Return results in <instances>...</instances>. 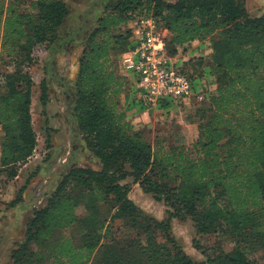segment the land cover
I'll return each mask as SVG.
<instances>
[{"label": "trees", "instance_id": "obj_1", "mask_svg": "<svg viewBox=\"0 0 264 264\" xmlns=\"http://www.w3.org/2000/svg\"><path fill=\"white\" fill-rule=\"evenodd\" d=\"M68 14L65 0H0L1 166L25 163L35 152V84L27 67L36 47L57 41ZM141 14L167 30L170 56L187 42L210 44V54L192 66L209 69L212 91L182 67L199 78L203 95L188 115L195 125L190 145L136 129L127 118L122 97L134 92L127 93L117 58L133 45L129 24ZM41 87L45 102L46 81ZM75 92V121L101 167L69 170L35 210L12 264H258L250 251L264 247V15L252 16L242 0H110L87 37ZM165 106L159 109L171 108ZM129 177L169 207L170 219L190 218L201 234H233L236 247L197 244L205 259L195 260L173 240L170 222L149 217L129 197ZM123 218L126 229L115 226ZM74 225L78 238L55 239ZM127 230L131 240L122 242Z\"/></svg>", "mask_w": 264, "mask_h": 264}, {"label": "rangeland", "instance_id": "obj_2", "mask_svg": "<svg viewBox=\"0 0 264 264\" xmlns=\"http://www.w3.org/2000/svg\"><path fill=\"white\" fill-rule=\"evenodd\" d=\"M69 14L59 30L57 41L49 46H38L34 51V62L27 67V71L34 80L32 96V115L38 145L32 157L25 163L11 166L0 165V264H12V254L26 239V230L35 210L41 208L49 194L56 189L61 179L76 166L100 169L101 164L90 151L87 142L80 134L75 121L74 107L76 100L75 81L79 69V59L87 42V37L98 18L103 14L110 0H65ZM247 11L252 16L264 15V0H242ZM132 22V21H131ZM131 22L129 28L131 29ZM165 37L168 36L165 31ZM208 41L194 40L178 46L173 57L177 63H183L184 69L205 78L204 91H212L215 87L213 77L206 66L196 64L199 57L210 54ZM117 58V68L121 75L129 80L126 86L128 96L135 98L133 108L129 111L122 97V104L127 110V118L136 129L149 127L153 136L174 134L173 141L190 145L193 142L195 125L189 122L190 110L197 102V96L188 101L177 102L167 97L172 107L160 110L158 107L140 111V89L137 87V76L124 71ZM190 61V62H188ZM0 69L5 67L0 63ZM195 72V73H194ZM202 77V78H203ZM48 86L45 102L42 97V82ZM196 88H200V81L193 80ZM131 90V91H130ZM135 95V96H134ZM132 111V112H131ZM17 175L12 177L11 172ZM130 186L129 197L146 215L159 221H168L171 225L170 234L177 245L182 247L195 260L205 259L197 244L210 246L221 243L226 251L236 247L233 234H201L198 233L194 222L190 218H169V207L155 200L151 193L145 192L132 177L125 181ZM83 211V207L79 208ZM129 223L128 218L115 221L116 227L124 228ZM63 234L78 238V227L72 226L63 232H58L55 239ZM122 233H117V235ZM120 239L122 242L131 240L128 230ZM145 241V236H141ZM159 240L167 241L164 234H159ZM78 240H76L77 242ZM34 251L44 252V249L33 245ZM250 256L258 264H264V247H254ZM96 264V261L94 262Z\"/></svg>", "mask_w": 264, "mask_h": 264}, {"label": "built area", "instance_id": "obj_3", "mask_svg": "<svg viewBox=\"0 0 264 264\" xmlns=\"http://www.w3.org/2000/svg\"><path fill=\"white\" fill-rule=\"evenodd\" d=\"M130 27L133 45L121 54L120 66L137 76L141 103L150 110L160 108L161 104L167 105V97L173 99V105L188 101L195 95L202 99L203 95L193 84L195 78L182 71L183 63H177L168 55L167 30L157 18L152 14H141L133 19Z\"/></svg>", "mask_w": 264, "mask_h": 264}, {"label": "crops", "instance_id": "obj_4", "mask_svg": "<svg viewBox=\"0 0 264 264\" xmlns=\"http://www.w3.org/2000/svg\"><path fill=\"white\" fill-rule=\"evenodd\" d=\"M123 99H125V104L128 106L129 108V111L133 108V106H130V103H131V98L129 96L127 97H124ZM132 112V111H131ZM49 197V196H48ZM47 197V198H48ZM46 202V201H45ZM45 204V203H44Z\"/></svg>", "mask_w": 264, "mask_h": 264}]
</instances>
